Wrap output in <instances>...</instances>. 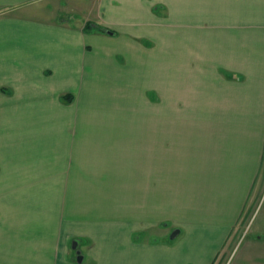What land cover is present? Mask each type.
Instances as JSON below:
<instances>
[{
  "label": "crops",
  "instance_id": "obj_1",
  "mask_svg": "<svg viewBox=\"0 0 264 264\" xmlns=\"http://www.w3.org/2000/svg\"><path fill=\"white\" fill-rule=\"evenodd\" d=\"M160 27L163 105H180V112L189 114L164 115L165 144L148 147V167L162 164L170 179L185 171L195 180L207 177L211 192L203 200L197 196L194 210L180 206L179 215L173 213L183 227L174 229L179 232L173 239L166 233L167 244L144 245L140 233L130 238L127 228L118 231L119 220L115 234L105 233L111 243H96L97 251L89 255L97 264H212L219 252L225 259L236 251L230 264H264V0H0V88L20 95L12 101L2 97L18 107L5 115L24 130L28 123L32 128L46 122L48 134L57 122L82 120L79 109L60 116L46 107L57 108L61 93L85 90L76 102L80 108L93 84L124 82L115 58L140 65L145 53L136 42L155 41ZM155 127L156 121L152 137ZM84 136L73 144L85 147ZM87 138H93L91 130ZM87 147H99V140ZM54 247L35 242L27 249H35L34 257L5 259L52 264Z\"/></svg>",
  "mask_w": 264,
  "mask_h": 264
},
{
  "label": "rangeland",
  "instance_id": "obj_2",
  "mask_svg": "<svg viewBox=\"0 0 264 264\" xmlns=\"http://www.w3.org/2000/svg\"><path fill=\"white\" fill-rule=\"evenodd\" d=\"M159 12L162 16V11ZM162 29H157L155 41L136 42L145 53L140 54V65L130 67V59L115 58L119 72L124 70V82L105 79L93 84L94 89L88 91L90 94L80 108L78 97L81 99L85 90L75 91L77 97L70 92L61 93L57 108L46 107L60 116L75 114L78 109L82 114V120L79 116L77 122L55 123L52 133L45 131L49 129L46 122H34L32 128L28 123L24 130L26 127L22 129L19 122L8 119L5 113L13 114L18 107L5 104L2 97L12 101L20 95L1 86L0 247L4 244L5 258L34 257L35 249H27L42 242L56 246L49 255L52 264H76L78 252L84 255L81 264H97L89 254L97 251L96 243H111L108 236L116 233L115 222L119 220L123 222L118 231L127 228L130 238L140 233L142 244L163 246L168 243V231L170 238L174 229L183 227L177 224L179 218L173 213L179 215L180 206H184V211L189 207L194 210L197 196L203 200L211 192L207 177L195 180L194 174L189 176L185 171L182 178L170 179L162 164L148 167V147L157 150L165 144L164 115L189 114L185 110L181 113L180 105H163L164 50L163 42L158 41L163 37ZM153 63L157 65L155 68H151ZM111 77L119 79L120 75ZM154 121L156 133L152 137ZM89 130L93 135L90 140ZM67 131L77 135L70 136ZM83 133L91 145L98 139L99 147L90 149L87 142L85 147L78 142L73 144L82 140ZM148 139L155 140L148 142ZM190 200L194 203H189ZM247 217L242 216L238 228ZM166 222L169 226L163 230ZM97 234H102L101 240ZM240 234L243 235L237 248L245 235L243 230ZM154 238L159 239L156 245L151 241ZM73 242H76L74 249ZM224 253L219 252L212 264H230L239 255L235 251L232 258L224 259ZM5 258L0 255V264H12V260Z\"/></svg>",
  "mask_w": 264,
  "mask_h": 264
},
{
  "label": "water",
  "instance_id": "obj_3",
  "mask_svg": "<svg viewBox=\"0 0 264 264\" xmlns=\"http://www.w3.org/2000/svg\"><path fill=\"white\" fill-rule=\"evenodd\" d=\"M106 33H107V34H111L110 31H106ZM178 232H179L178 230H175V231L172 233V235L170 236V239L175 238V236L178 234ZM75 247H76V242H73V243H72V248L74 249ZM77 255H78V256H77V258H76V262L80 264V263L82 262V258H83V257L79 254V252L77 253Z\"/></svg>",
  "mask_w": 264,
  "mask_h": 264
},
{
  "label": "trees",
  "instance_id": "obj_4",
  "mask_svg": "<svg viewBox=\"0 0 264 264\" xmlns=\"http://www.w3.org/2000/svg\"><path fill=\"white\" fill-rule=\"evenodd\" d=\"M91 24H87L85 29L88 30L90 28ZM100 30L104 31V29L100 28Z\"/></svg>",
  "mask_w": 264,
  "mask_h": 264
}]
</instances>
